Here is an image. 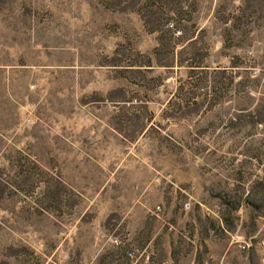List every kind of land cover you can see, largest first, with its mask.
I'll list each match as a JSON object with an SVG mask.
<instances>
[{
    "label": "rangeland",
    "instance_id": "1",
    "mask_svg": "<svg viewBox=\"0 0 264 264\" xmlns=\"http://www.w3.org/2000/svg\"><path fill=\"white\" fill-rule=\"evenodd\" d=\"M0 264H264V0H0Z\"/></svg>",
    "mask_w": 264,
    "mask_h": 264
}]
</instances>
